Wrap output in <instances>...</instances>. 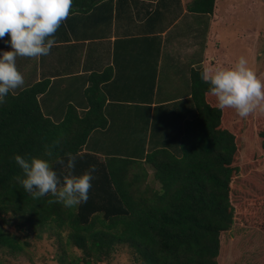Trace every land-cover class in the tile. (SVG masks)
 Masks as SVG:
<instances>
[{
  "label": "trees",
  "instance_id": "obj_1",
  "mask_svg": "<svg viewBox=\"0 0 264 264\" xmlns=\"http://www.w3.org/2000/svg\"><path fill=\"white\" fill-rule=\"evenodd\" d=\"M99 1L74 0L70 12L85 13ZM187 9L218 18L217 0H191ZM209 65L191 71L192 117L183 123L177 146L144 153V134L136 157L101 158L82 151L90 133L106 124L100 85L109 79L107 72L89 76L88 110L79 115L69 106L59 123L44 117L38 106L46 82L9 94L0 105V252L17 257L30 245V235L45 234L68 248L61 249L60 264L108 262L120 249L131 264H217L221 234L239 217L231 193L243 142L240 125L231 124L239 116L219 107L202 79ZM255 133L264 155V126ZM48 148L65 161L66 153L75 155L76 174L95 165L86 202L67 208L49 203L50 194L34 199L25 192L14 155L42 157ZM54 167L63 171L59 164ZM146 167L156 187L147 184Z\"/></svg>",
  "mask_w": 264,
  "mask_h": 264
},
{
  "label": "crops",
  "instance_id": "obj_2",
  "mask_svg": "<svg viewBox=\"0 0 264 264\" xmlns=\"http://www.w3.org/2000/svg\"><path fill=\"white\" fill-rule=\"evenodd\" d=\"M190 2L101 0L85 13L75 8L54 34L48 55L16 58L25 83L14 94L46 82L38 106L44 117L59 123L69 106L79 115L88 110V78L107 72L109 79L100 85L106 124L90 133L82 151L101 158L136 157L144 134V153L175 148L183 123L192 117L191 71L208 62L209 73L235 63L219 33L220 49L210 41L211 31L221 25L219 0L216 21L188 10ZM8 39L6 33L0 49L10 50Z\"/></svg>",
  "mask_w": 264,
  "mask_h": 264
},
{
  "label": "clouds",
  "instance_id": "obj_3",
  "mask_svg": "<svg viewBox=\"0 0 264 264\" xmlns=\"http://www.w3.org/2000/svg\"><path fill=\"white\" fill-rule=\"evenodd\" d=\"M73 3L74 0H0V39L7 33L9 39L4 43L10 45V50L0 49V105L25 83L16 58L48 55L56 44L54 34L68 18ZM202 79L209 84L218 106L234 109L241 118L264 108V81L243 55L232 66L202 74ZM66 156V161L56 157L50 148L42 157L26 159L16 154L13 159L23 173L17 180L34 199L50 194L54 199L49 203L74 208L88 200L96 167L90 165L76 174L75 155ZM54 164L61 165L63 171L58 173Z\"/></svg>",
  "mask_w": 264,
  "mask_h": 264
},
{
  "label": "rangeland",
  "instance_id": "obj_4",
  "mask_svg": "<svg viewBox=\"0 0 264 264\" xmlns=\"http://www.w3.org/2000/svg\"><path fill=\"white\" fill-rule=\"evenodd\" d=\"M219 5L221 25L211 31L212 46L220 49L216 40L219 33L228 59L235 62L241 55L245 56L264 81V0H219ZM263 120L264 108H261L247 117L234 118L231 123L240 125L243 142L239 173L233 179L231 193L239 217L229 231L221 234L222 250L217 264H264V155L255 133L264 126ZM147 172V184L156 187L152 170L148 168ZM27 241L30 245L17 257L0 252V264H60L61 249H68L64 242L60 245L54 236L45 234L41 239L30 235ZM72 252L79 254L75 249ZM98 264H131V258L126 250L120 249L108 262Z\"/></svg>",
  "mask_w": 264,
  "mask_h": 264
}]
</instances>
